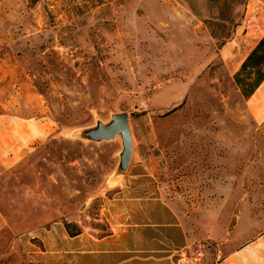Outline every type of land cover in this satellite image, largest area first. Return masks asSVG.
Listing matches in <instances>:
<instances>
[{
    "label": "rangeland",
    "instance_id": "374dc122",
    "mask_svg": "<svg viewBox=\"0 0 264 264\" xmlns=\"http://www.w3.org/2000/svg\"><path fill=\"white\" fill-rule=\"evenodd\" d=\"M263 36L264 0H0V264H40L38 229L101 236L150 199L193 264H233L264 235V106L234 83ZM119 113L125 167L119 135H86Z\"/></svg>",
    "mask_w": 264,
    "mask_h": 264
},
{
    "label": "crops",
    "instance_id": "0c3cea01",
    "mask_svg": "<svg viewBox=\"0 0 264 264\" xmlns=\"http://www.w3.org/2000/svg\"><path fill=\"white\" fill-rule=\"evenodd\" d=\"M251 98H261L264 106V81ZM123 214V222L115 221L101 236L84 229L69 236L63 224L38 229L34 258L40 264H193L192 257L187 256V230L171 206L150 199ZM258 245L263 248L252 252ZM229 259L233 264H264V235Z\"/></svg>",
    "mask_w": 264,
    "mask_h": 264
},
{
    "label": "trees",
    "instance_id": "16d2710c",
    "mask_svg": "<svg viewBox=\"0 0 264 264\" xmlns=\"http://www.w3.org/2000/svg\"><path fill=\"white\" fill-rule=\"evenodd\" d=\"M264 81V36L256 43L234 75V83L243 99L250 98ZM68 227V225H65ZM77 231L74 235L78 234ZM73 236V235H72ZM228 263V262H227Z\"/></svg>",
    "mask_w": 264,
    "mask_h": 264
},
{
    "label": "water",
    "instance_id": "95a60500",
    "mask_svg": "<svg viewBox=\"0 0 264 264\" xmlns=\"http://www.w3.org/2000/svg\"><path fill=\"white\" fill-rule=\"evenodd\" d=\"M87 138L94 142L106 141L119 135L121 139V166H127L131 155V136L129 131L128 117L125 113L114 114L107 125H98L95 129L87 132Z\"/></svg>",
    "mask_w": 264,
    "mask_h": 264
},
{
    "label": "built area",
    "instance_id": "2783aa9c",
    "mask_svg": "<svg viewBox=\"0 0 264 264\" xmlns=\"http://www.w3.org/2000/svg\"><path fill=\"white\" fill-rule=\"evenodd\" d=\"M201 258V254H197L196 257L193 258V261L198 262Z\"/></svg>",
    "mask_w": 264,
    "mask_h": 264
}]
</instances>
